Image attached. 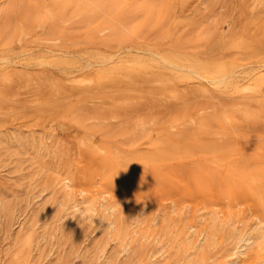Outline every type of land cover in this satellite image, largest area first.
Segmentation results:
<instances>
[{
    "label": "bare ground",
    "instance_id": "6f19581e",
    "mask_svg": "<svg viewBox=\"0 0 264 264\" xmlns=\"http://www.w3.org/2000/svg\"><path fill=\"white\" fill-rule=\"evenodd\" d=\"M54 1L0 0V52L42 66L0 123L51 120L0 135V264H264V0ZM94 163L133 192L91 199Z\"/></svg>",
    "mask_w": 264,
    "mask_h": 264
},
{
    "label": "rangeland",
    "instance_id": "374dc122",
    "mask_svg": "<svg viewBox=\"0 0 264 264\" xmlns=\"http://www.w3.org/2000/svg\"><path fill=\"white\" fill-rule=\"evenodd\" d=\"M248 9H249V7L246 5V10L248 11ZM248 13H249V11H248ZM33 38L34 37L30 38V40L27 42H24L22 44H18L16 46V48H14L11 51L0 52V76L3 73H5L11 69H15V68H23V67H30L32 69L42 68V66H39V64L37 63L39 60L37 61V59L28 58V57H31L30 54H33L34 52H36L37 50H39L41 48L40 45H36L33 42ZM101 53H102V55L107 54V53L105 54L104 52H101ZM73 56H75L77 58V60H81V62H79V65H78L79 67L76 68L75 70L83 69V68L86 69V66H87L86 59L88 61L92 62V67L94 69L92 71H94V73L102 72V68H104V65H102L103 63L99 62L100 60H98L99 55L91 53L89 50L75 52L73 54ZM6 57H9L10 61L9 60L4 61V58H6ZM83 57L86 59H84ZM80 63H81V65H80ZM109 67L112 70L104 69L105 70L104 72H106L107 75H114V79H120V80L126 81L122 76V74H126V73H124V71L121 70V67L118 64L113 63V64H111L105 68H109ZM96 70H98L99 72H97ZM83 72L88 73L90 71L83 70ZM120 74H121V76H120ZM20 120H18L19 122H15V123L2 121L0 123V135H4V134L9 135L10 133L13 132V128L16 131L21 129V131H23V132H29L30 130L32 131L33 129H35L44 135H47L51 130V128H50L51 120L50 119H47V120L41 122L39 117L32 115V116L28 117V119H25V120L20 119ZM70 128H71V126L65 125L63 123L58 125V131L60 134H63V135H65L66 132ZM22 129H24L25 131ZM27 129H29V130H27ZM89 167H90V169H88V174H87L88 177H87V179H84L85 181L83 180V185H84L85 189L87 190L86 194L88 193L90 196L92 195L91 197L89 195H87L91 199H96V198L101 199V197L103 196L106 199H107V197H114L113 200H115V197H118L116 199L120 200V198H121L123 200V199H126L127 196H129L133 192V191H131L132 189L130 190V188H128V187H126V188L119 187L115 182V179H114L115 175L113 176V174H112V176H108V177H106V175H103L104 172L97 163L91 164V165H89ZM107 175H109V174L107 173ZM33 193L36 196H39L38 190H34ZM33 193L30 192V194L27 195V197H26V195H24L23 198H30V199L34 198V195H32ZM43 197H45L47 199L49 198V197L42 195L40 197V199H44ZM47 199H44V200H47ZM110 200H112V199H110ZM50 260H52V258ZM50 260L44 261L42 263L38 262V264H47V262L50 264L51 263ZM53 263H56V262L53 261ZM70 264H84V263H83L81 258L77 257L74 259L72 258V262H70Z\"/></svg>",
    "mask_w": 264,
    "mask_h": 264
}]
</instances>
